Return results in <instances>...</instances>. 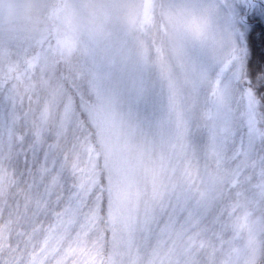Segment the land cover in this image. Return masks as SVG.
I'll use <instances>...</instances> for the list:
<instances>
[{
    "label": "rangeland",
    "instance_id": "obj_1",
    "mask_svg": "<svg viewBox=\"0 0 264 264\" xmlns=\"http://www.w3.org/2000/svg\"><path fill=\"white\" fill-rule=\"evenodd\" d=\"M201 2L214 5L219 0ZM43 4L0 0V146L16 132L19 113L32 118L37 130L47 101L54 120L50 118L43 136L92 128L96 142L107 147L113 168L124 172V185L138 191L135 204L122 214L138 208L143 215L152 193L175 183L188 193L189 210L177 212L171 221L168 212L158 214L159 222L152 224L151 232L137 233L116 258L118 264H240L249 250L248 234L264 233V213L256 203L249 206L250 200L261 199L253 185L262 172L264 146L255 144V167L241 173L235 186L218 192L219 144L214 146L213 134L231 129L238 146L239 136L247 133L241 89L252 24L244 35L227 13L213 16L202 45L169 51L161 66L148 38L116 35L101 37L76 53L45 50L35 39ZM256 15L264 24V17ZM254 38L259 45L262 36ZM141 42L148 52L142 84L136 80L139 69L126 56ZM262 108L257 127L264 129ZM81 141L85 149L93 146L91 136ZM249 173L251 182L246 179ZM198 176L203 179L199 187Z\"/></svg>",
    "mask_w": 264,
    "mask_h": 264
},
{
    "label": "clouds",
    "instance_id": "obj_2",
    "mask_svg": "<svg viewBox=\"0 0 264 264\" xmlns=\"http://www.w3.org/2000/svg\"><path fill=\"white\" fill-rule=\"evenodd\" d=\"M192 2L44 0L35 39L45 50L51 48L53 51L76 53L101 37L123 35L137 40L148 38L152 50L156 53L157 49L160 50L157 60L163 66L167 63L169 51H179L181 46L187 50L192 46L178 32L174 15L178 6ZM16 87L14 83L12 88ZM41 115L36 130L38 146L43 145L42 136L47 131L50 118L54 120V111L47 101ZM83 135L87 139V130H84ZM253 138L264 146V129L258 128V134H253ZM83 143L81 141L80 146L73 144L61 153H50L49 163L54 159L56 165L52 173L62 169V174L54 184L48 179L43 182L38 180L43 197L39 207L36 206L37 201L25 198V203L31 202V210L26 213L27 219L23 216H0V238L10 237L14 246L20 247L23 264H108V246L101 239L108 209L128 211L129 205L135 204L139 193L135 188L124 185V172L113 168L112 158L102 142L86 149L82 147ZM230 144L234 146L231 149ZM235 145L236 142L230 136L219 142L215 158L218 192H226L236 183L237 174L255 167V160L244 154L238 155ZM41 150L45 153L48 148L42 147ZM40 162L34 160L30 167L37 171ZM22 179L26 180L27 177H18L14 169L0 165V200L6 202L19 194ZM32 179L37 178L33 175ZM197 180L199 187L203 179L198 176ZM81 185L88 192V207L83 211L96 207L101 210L97 225L91 230L81 229L79 225L62 227L67 217L76 216L81 211L80 196L84 190ZM253 186L260 191L261 186H264V174L258 175ZM235 219H239V216ZM247 244L249 250L240 264H264V233L259 236L249 233ZM142 264H151V261L144 260Z\"/></svg>",
    "mask_w": 264,
    "mask_h": 264
},
{
    "label": "snow or ice",
    "instance_id": "obj_3",
    "mask_svg": "<svg viewBox=\"0 0 264 264\" xmlns=\"http://www.w3.org/2000/svg\"><path fill=\"white\" fill-rule=\"evenodd\" d=\"M222 12L227 13L230 20L241 30V34L246 35V30L250 21L258 13L260 17H264V0H243L241 3L233 2V0H219L218 4L208 5L201 0H193L191 4H183L178 6L174 13L177 19V29L182 35L183 39L190 41L192 46L202 45L206 38V33L209 27L210 18L218 16ZM239 17V19H237ZM183 46L179 51H183ZM159 53V49L156 50ZM126 56L132 62L134 67L139 69V74L136 80L143 83L144 66L148 61V52L141 42L135 51L128 50ZM142 62V63H141ZM247 68L249 71L246 74L245 87L241 91L246 99V120L242 123L247 125V135L241 134L239 136V143L237 146V154H244L249 159L254 160L255 140L253 134H258L257 113L262 105H264V55L261 56V64L253 66L251 61H248ZM133 89L139 94L140 87L133 82ZM236 132L231 129H224L222 132L213 134L214 146L219 144L221 139L230 138L236 142ZM49 149L54 151L55 146L49 145ZM45 151L43 159L40 162L38 172V180L40 182L48 179L51 183H55L62 174V169L55 174L52 169L55 168V160L49 163L50 153ZM259 166L264 174V157H261ZM240 174L236 175V183L239 180ZM249 182L252 177L246 178ZM236 183L233 185L235 186ZM84 189V186L81 185ZM239 195V193H237ZM260 200L249 201V206L252 203L257 204V210L264 213V186H261ZM88 192L86 189L82 191L80 196L81 211L76 216L67 217L62 224V227L71 228L73 225H79L81 229L91 230L97 225L100 216V208H92L88 211H83L87 208ZM40 201H37L36 206L39 207ZM189 199L187 191L178 183L173 184L170 188L163 187L155 190L151 198L145 202L143 215L139 213V209H133L128 214H122L119 209L113 210L109 207L107 216L103 223L104 228L101 232V239L107 244L108 264H118L117 257L122 256L126 248L130 247L135 241L137 233L143 234L151 232L152 224L158 223V214L168 212L169 220L171 221L173 215L177 212L183 213L188 209ZM31 210V202L24 204L21 211L19 204L14 210H11L10 216H23L27 219L26 213ZM191 214V213H190ZM249 212V215H253ZM163 230V229H162ZM85 234H87L85 232ZM255 252L253 256L255 257ZM0 264H23L21 249L18 245L14 246L11 238H0Z\"/></svg>",
    "mask_w": 264,
    "mask_h": 264
},
{
    "label": "trees",
    "instance_id": "obj_4",
    "mask_svg": "<svg viewBox=\"0 0 264 264\" xmlns=\"http://www.w3.org/2000/svg\"><path fill=\"white\" fill-rule=\"evenodd\" d=\"M261 23V18H259L257 15L249 23L252 24L254 29L251 35L252 43L249 45L250 57L247 59V61H251L254 67L261 64V56L264 55V31L258 32L259 28L257 27L260 24L262 28H264V24ZM255 35L262 36V38L259 40V45L257 43L258 38H254ZM51 51L55 54V51L52 49ZM245 70V80L243 83H245L246 74L249 71L247 64ZM66 89L71 92L68 86H66ZM71 95L73 96V92H71ZM74 101H77L76 98H74ZM262 107V110L264 111V105H262ZM19 114L20 122L17 127H15L16 132L13 134V137L9 138V143L4 146H0V165L8 166L14 169L18 177L23 176L27 177V179L21 180V192L19 194L9 198L6 202L0 200V216L8 215L11 210L16 208L17 204H19L22 211L26 197L32 198L33 201H40L42 199L43 192L38 183V172L35 168L30 167L32 161L35 160L37 163H39L43 159L44 152L41 150L42 147H47L51 152L52 150L49 149V145H54V151L61 153L62 151L71 148L73 144L80 146V138L84 137L83 132H80L79 130L74 132L73 130H65L62 133L55 135L54 133H47L44 135L45 137H42L43 145L38 146L37 140H35L36 130L33 119L29 118L27 115L23 116L22 113ZM82 122L86 124L83 116L81 119V123ZM71 129H73V127H71ZM86 130L87 133L89 132L88 136H91L93 146L96 145V134L92 128ZM77 138H79L78 141H76ZM55 139L57 140V144H53ZM0 141H2V139H0ZM33 175L36 176V180L32 179Z\"/></svg>",
    "mask_w": 264,
    "mask_h": 264
}]
</instances>
